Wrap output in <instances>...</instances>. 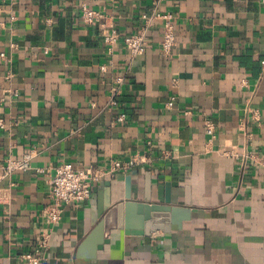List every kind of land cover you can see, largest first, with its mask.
Returning <instances> with one entry per match:
<instances>
[{"label":"crops","instance_id":"0c3cea01","mask_svg":"<svg viewBox=\"0 0 264 264\" xmlns=\"http://www.w3.org/2000/svg\"><path fill=\"white\" fill-rule=\"evenodd\" d=\"M80 2L99 10L100 22L83 24ZM152 7L174 16L170 55L160 22L141 18ZM100 23L121 38L144 30L143 52L131 56L121 39L108 56ZM261 60V0H0V264H27L23 253L47 232L56 166L106 167L135 154L151 163L62 206L41 264H264ZM26 154L30 168L3 175L8 158ZM126 193L132 202L168 201L177 212L159 213V222L177 227L148 236L112 230L95 258H77L100 210Z\"/></svg>","mask_w":264,"mask_h":264},{"label":"built area","instance_id":"2783aa9c","mask_svg":"<svg viewBox=\"0 0 264 264\" xmlns=\"http://www.w3.org/2000/svg\"><path fill=\"white\" fill-rule=\"evenodd\" d=\"M264 3V0H261ZM80 20L85 25H90L95 22H100L103 14L96 8H92L86 2L79 4ZM141 18L144 23L152 21H159L162 28L161 48L165 55H170L172 48L175 45V20L170 11H160L157 7H152L150 12L142 13ZM100 36L105 46L108 56H111L118 47L120 40L127 49L131 56L141 54L146 45L144 30L124 36L121 38L117 29L111 26H105L100 23ZM46 52V50H45ZM3 56V55H2ZM261 65H264V60H261ZM113 65L112 60L109 58L107 62L99 66L101 72H106ZM124 78L117 76L115 81L122 83ZM16 96L17 94L14 93ZM119 95L118 88L114 87L110 91L109 103L111 107H117V97ZM174 96L167 102L168 108L174 104ZM125 118V114L120 112L116 116V120L121 122ZM2 126V122H0ZM215 125L212 120H205V133L209 137L215 135ZM149 143V142H148ZM150 145V143L148 144ZM166 158L169 157V152L163 153ZM31 154H26L21 158L13 159L8 158L1 166L3 175L10 174L14 171H23L30 168ZM151 163L150 158L143 155L135 154L127 159L115 158L111 159L106 167H95L88 165L85 167H76L69 162H63L55 167L53 174L49 179L50 183V198L51 204L44 210V215L48 224V230L42 234L38 242L34 245L33 249L24 252L22 257L27 264H41L46 260L44 250L49 246V238L51 232L56 228L61 219L62 206L69 204H76L90 200L92 197V185L96 184L106 178L114 177L119 172H128L132 168L145 167ZM38 170H42L39 168Z\"/></svg>","mask_w":264,"mask_h":264},{"label":"water","instance_id":"95a60500","mask_svg":"<svg viewBox=\"0 0 264 264\" xmlns=\"http://www.w3.org/2000/svg\"><path fill=\"white\" fill-rule=\"evenodd\" d=\"M109 184L107 182V185ZM129 198L130 194L126 193V201L107 207L105 212L99 208V216L102 217L79 244L76 250L77 258H95L97 251L109 243L112 230H122L125 235L148 236L155 230L168 231L177 227L174 224L171 227L163 226L159 222V213L177 212V208L169 206L168 201L166 204H155L149 202L148 196L144 202H132ZM188 203L186 202L187 205ZM185 213L187 214L188 210L185 209Z\"/></svg>","mask_w":264,"mask_h":264}]
</instances>
